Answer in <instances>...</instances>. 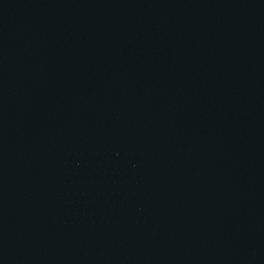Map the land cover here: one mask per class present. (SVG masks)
<instances>
[{
  "label": "water",
  "instance_id": "1",
  "mask_svg": "<svg viewBox=\"0 0 264 264\" xmlns=\"http://www.w3.org/2000/svg\"><path fill=\"white\" fill-rule=\"evenodd\" d=\"M0 264H264V0H0Z\"/></svg>",
  "mask_w": 264,
  "mask_h": 264
}]
</instances>
